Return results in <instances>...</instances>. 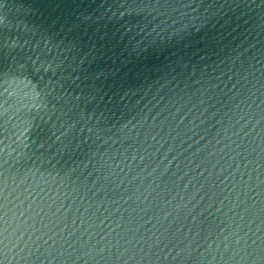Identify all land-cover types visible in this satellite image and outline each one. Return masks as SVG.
Masks as SVG:
<instances>
[{
	"label": "water",
	"instance_id": "1",
	"mask_svg": "<svg viewBox=\"0 0 264 264\" xmlns=\"http://www.w3.org/2000/svg\"><path fill=\"white\" fill-rule=\"evenodd\" d=\"M0 264H264V0H0Z\"/></svg>",
	"mask_w": 264,
	"mask_h": 264
}]
</instances>
